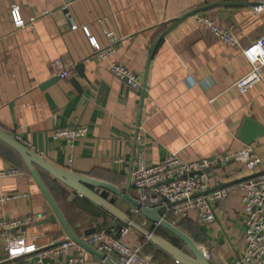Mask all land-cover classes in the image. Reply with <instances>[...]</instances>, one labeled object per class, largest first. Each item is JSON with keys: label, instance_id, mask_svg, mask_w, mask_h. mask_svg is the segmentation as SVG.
<instances>
[{"label": "crops", "instance_id": "crops-1", "mask_svg": "<svg viewBox=\"0 0 264 264\" xmlns=\"http://www.w3.org/2000/svg\"><path fill=\"white\" fill-rule=\"evenodd\" d=\"M255 2L0 0V128L49 162L111 183L122 192L137 151L144 152L147 165H156L169 155L192 162L234 154L247 145L239 139L244 119L264 127V84L243 94L234 85L251 66L241 48L264 35V10L251 11ZM13 6L32 24L15 28L9 14ZM201 7L206 9L160 38L147 62L161 33L178 17ZM195 15L208 17L217 26H232L240 47L224 43L211 29L198 25ZM83 27L101 47L114 49L109 58L96 54ZM57 59L60 68L69 71L68 77L58 76ZM110 60L141 76L140 88L132 89L116 79L110 72ZM50 79H54L50 85L40 87ZM75 126H87L88 134L74 146L52 138L55 128ZM250 145L264 161V133ZM11 168L20 175L0 176V219L41 212L45 218L25 226L24 236L39 245L66 239L61 225L51 221L52 210L20 156L0 142V172ZM38 171L66 220L75 225L76 235L84 238L85 230L96 228L117 237L119 229L127 226ZM210 175L212 187H226L253 173L228 159L213 167ZM96 191L139 226H129L120 237L124 244L139 245L151 264H178L141 229L183 248L179 239L133 211L119 196ZM129 191L134 195L132 185ZM240 195L237 192L215 201L212 222H203L190 211L179 223L210 264H237L244 254L246 216ZM70 254L59 255L50 264H63ZM4 257L0 248V260ZM84 264L105 262L86 252Z\"/></svg>", "mask_w": 264, "mask_h": 264}, {"label": "built area", "instance_id": "built-area-1", "mask_svg": "<svg viewBox=\"0 0 264 264\" xmlns=\"http://www.w3.org/2000/svg\"><path fill=\"white\" fill-rule=\"evenodd\" d=\"M250 7L251 11L258 13L264 10V0H256ZM9 14L15 28H22L33 22V20L26 21L16 6L10 8ZM194 19L198 25L211 29L224 43L239 46L232 26H217L208 17L201 15H195ZM83 30L100 58L107 59L112 55L113 48L101 47L86 27H83ZM104 33L113 36L112 32ZM241 53L251 65L250 70L234 84L243 94L255 85L264 84V35L254 43L242 47ZM54 65L58 69L60 78L68 77L69 71L60 68L59 59L54 61ZM109 66L110 72L116 79L125 82L132 89L140 88L141 76L133 73L127 66L113 60L109 61ZM87 134V126L55 128L52 131V138L64 140L72 147L76 140ZM228 159L238 161L257 175L248 176L226 187H212L211 169ZM132 167L133 198L142 206L161 207L159 212L161 217L176 226H179L180 221L186 218L190 211H195L196 216L203 222H212L215 219L213 203L225 200L229 194L240 192L243 212L246 216L243 232L245 251L237 264H264V161L255 154L251 145H244L238 152L225 157L192 162L185 161L178 155H169L156 165H147L144 152L137 151ZM13 175H20V172L14 168L0 172V176ZM132 210L138 213L136 209L132 208ZM44 218L45 215L38 212L21 218L0 219V248L5 253L0 264H50L51 261L57 260L59 255L67 253L71 254L63 264H84L87 251L69 238L54 244L39 245L24 236L25 226ZM130 225L128 223L126 227L119 229V237L101 230L84 237V240L117 264H151L148 257L142 256L139 245H126L122 242L120 237L127 234ZM147 238L150 239L148 235Z\"/></svg>", "mask_w": 264, "mask_h": 264}, {"label": "water", "instance_id": "water-1", "mask_svg": "<svg viewBox=\"0 0 264 264\" xmlns=\"http://www.w3.org/2000/svg\"><path fill=\"white\" fill-rule=\"evenodd\" d=\"M205 9L206 7H201L194 10H190L189 13H186L185 15L178 17L169 28H167L164 32L161 33V35L152 45V49L150 51V55L147 62H149L151 56L153 55L156 49V44L158 43V41L162 36H164L167 32L173 29L174 26H176L179 22H181L185 18L189 17L190 15L199 13ZM146 75H147V70L143 79L144 82L143 86L145 84ZM53 80L54 79H50L44 82L40 87L41 88L47 87L53 82ZM72 82L77 89H80L78 83L75 80H73ZM239 131H240L239 139L243 143L250 145L264 133V127L262 125L260 126L255 121L247 118L244 119V122ZM0 142L11 148L20 156L28 172L35 180L43 196L45 197L50 209L52 210L53 215L51 217V221L58 222L63 228L67 238H69L76 244L80 245L82 248H84L87 252H89L96 258L103 260L105 264H117V263L112 258L107 257L105 254L99 252L93 246L85 242L84 238L75 234L73 230L75 228V225L66 220L59 206L57 205L56 201L51 195L50 191L46 187L38 170H42L43 172L55 178L56 180L62 182L64 185L68 186L70 189L74 190L76 193L83 196L84 198H86L96 206L112 214L120 221L124 223L127 222L131 225L139 227L138 225H136L133 219H131L129 215H127V213L121 210L104 194L97 192L96 189H102L104 191H108L119 196L122 201L127 202L132 208L136 209L140 214V216L147 218L149 221L158 225L160 228L162 227L166 232H168L170 235L174 236L175 238L179 239L183 243L184 247L187 248V251H185L182 247H176L173 243H171L169 240L164 238L162 235L161 236L155 235L151 231L143 230L140 228L145 233V235L149 236V238L152 240V242L156 247L170 254L178 264L179 263L180 264H210V262L207 259L206 253L202 251L200 246L192 239V237L189 234H187L179 226H176L167 219L161 217V215L159 214L161 207L150 208L146 205L142 206L135 198H133V196L130 194L129 191L131 188L130 184H131V176L133 169L132 165L126 181V185H127L126 191L122 192L121 189H119L115 185H112L111 183L97 180L88 175L72 172L70 170L59 167L49 162L40 154H38L36 151H34L32 148H30L28 145L18 140L17 138L13 137L11 134H9L8 132L4 131L1 128H0ZM254 175L257 174H253L252 176ZM95 232H97L96 228H89L85 230L84 235L89 236Z\"/></svg>", "mask_w": 264, "mask_h": 264}, {"label": "rangeland", "instance_id": "rangeland-1", "mask_svg": "<svg viewBox=\"0 0 264 264\" xmlns=\"http://www.w3.org/2000/svg\"><path fill=\"white\" fill-rule=\"evenodd\" d=\"M183 248H184L185 250H187L186 247H183Z\"/></svg>", "mask_w": 264, "mask_h": 264}]
</instances>
